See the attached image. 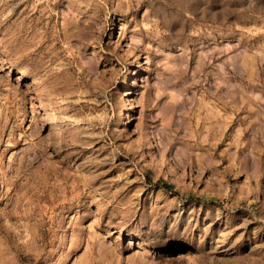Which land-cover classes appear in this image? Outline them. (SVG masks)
Here are the masks:
<instances>
[{"label": "rangeland", "instance_id": "1", "mask_svg": "<svg viewBox=\"0 0 264 264\" xmlns=\"http://www.w3.org/2000/svg\"><path fill=\"white\" fill-rule=\"evenodd\" d=\"M0 264H264V0H0Z\"/></svg>", "mask_w": 264, "mask_h": 264}, {"label": "bare ground", "instance_id": "2", "mask_svg": "<svg viewBox=\"0 0 264 264\" xmlns=\"http://www.w3.org/2000/svg\"><path fill=\"white\" fill-rule=\"evenodd\" d=\"M80 179H81V178H80ZM75 187H76V186H75ZM73 188H74V187H73ZM73 188H72V189H73ZM70 191H71V190H70ZM76 191H77V190H76ZM73 196H74V195H73ZM66 199H67V198H66Z\"/></svg>", "mask_w": 264, "mask_h": 264}]
</instances>
